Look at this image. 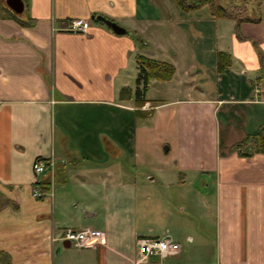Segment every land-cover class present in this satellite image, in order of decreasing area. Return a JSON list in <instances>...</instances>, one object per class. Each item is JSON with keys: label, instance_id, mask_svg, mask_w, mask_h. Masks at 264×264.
<instances>
[{"label": "crops", "instance_id": "crops-1", "mask_svg": "<svg viewBox=\"0 0 264 264\" xmlns=\"http://www.w3.org/2000/svg\"><path fill=\"white\" fill-rule=\"evenodd\" d=\"M22 1L21 15L0 7V193L11 203L0 210V251L11 263L264 264V153L238 147L264 126V15L237 31L203 9L170 16L165 0ZM94 16L127 34L93 22L60 30ZM220 52L232 57L223 74ZM138 54L176 70L152 82L142 107ZM161 84L175 97L149 98ZM157 127L167 138L149 141ZM51 158L56 167L38 178L34 162ZM139 158L151 173L140 175ZM86 228L104 239L60 241ZM164 235L181 252L139 263L138 240Z\"/></svg>", "mask_w": 264, "mask_h": 264}, {"label": "trees", "instance_id": "trees-1", "mask_svg": "<svg viewBox=\"0 0 264 264\" xmlns=\"http://www.w3.org/2000/svg\"><path fill=\"white\" fill-rule=\"evenodd\" d=\"M249 2V0H246ZM263 0H257V8L261 9V2ZM176 5L184 12L199 11L204 8H208L214 19H228L236 22L237 31L243 23L258 24L262 21L261 15L252 17L250 16V10L247 2L240 4V0H174ZM254 11L256 9L254 8ZM255 13V12H254ZM12 16L16 18V15L12 13ZM23 24V23H21ZM24 25V24H23ZM134 35V34H133ZM241 39V35H239ZM136 40L139 42V46L142 45V40L135 35ZM259 60L261 68L257 83L260 85L261 96L264 98V54L259 52ZM232 64V57L224 52L218 53L217 57V71L219 74H223ZM138 75L136 80V101L139 102V107L145 105L147 100L146 94L149 91V87L153 81L170 82L175 76V67L166 62H160L154 59H150L144 55H137ZM129 90H124L122 95L129 93ZM251 144L253 146V154L264 153V126L259 133L252 137L247 138L244 142L239 144V148L245 145ZM247 155V154H244ZM43 191H48V185L41 184ZM40 186V185H39ZM11 205V203L4 199L0 193V210L4 207ZM0 264H12L9 255L0 251Z\"/></svg>", "mask_w": 264, "mask_h": 264}, {"label": "built area", "instance_id": "built-area-1", "mask_svg": "<svg viewBox=\"0 0 264 264\" xmlns=\"http://www.w3.org/2000/svg\"><path fill=\"white\" fill-rule=\"evenodd\" d=\"M92 21L84 20H68L63 21L61 24V31L70 32V33H83L86 31L88 26ZM255 92L260 93V85L257 84L255 87ZM145 110L151 111L153 108L146 105ZM56 167V162L54 158L44 160L37 159L33 164V170L35 175L40 178L47 174V172ZM52 192H41L35 190L33 195L35 198H45L51 195ZM105 237V233L101 230H94L91 228H86L80 231L68 230L60 238L62 242H70L72 245L76 246L79 249L95 246L100 243ZM55 241V239H53ZM190 241V239H188ZM139 248V263L147 262L152 257H164V256H173L181 252V245L175 241L170 235H164L162 237L151 238V239H140L138 240Z\"/></svg>", "mask_w": 264, "mask_h": 264}, {"label": "rangeland", "instance_id": "rangeland-1", "mask_svg": "<svg viewBox=\"0 0 264 264\" xmlns=\"http://www.w3.org/2000/svg\"><path fill=\"white\" fill-rule=\"evenodd\" d=\"M240 2H241L240 4H245L247 2L248 6H249V10H250V13H249L250 16L255 17V16H258V15H261V16L264 15V0L261 2V9L260 10H258V8H257V0H249V2L246 1V0H240ZM164 3H165V6L167 8L166 12H168V15L172 16L173 14H175L174 12H180V9L177 7L176 3H174L173 0H165ZM167 5L169 6V8H168ZM0 7H3L2 0H0ZM254 8L256 9V11H254ZM207 12H209V9L208 8H204L199 13V15L200 16L201 15H205V14L207 15ZM135 85H136V79L134 78V80L132 81V87H134ZM159 86H162V88H165V89H158L157 88V89L153 90L152 93H150L149 98H151V97L152 98L153 97H159L160 99H168L170 97H175L174 94L171 91L166 89V87L168 85L161 84ZM177 97H179V96H177ZM151 108H152V106H151ZM163 113H168V111L166 109H161V113L160 114H163ZM158 134L162 138H167V136L163 135V128L161 127V129H160L159 127H157L155 130L151 131L150 134H148L149 141H150V139H153L155 136L157 137ZM165 148H166V146L164 145V148H163L164 151H165ZM149 149L150 150L148 151V153H145L144 156L145 157H149L150 160L151 159L154 160V155H155L154 151H155V149H154V147L152 145L150 146ZM135 161H136L135 162V166H137L138 172L140 173V175H143V174H146V173H151L150 170H148L147 168L143 167L142 160L140 158L139 159H135ZM146 161H148V159ZM149 165H152V164L150 162H148L147 167Z\"/></svg>", "mask_w": 264, "mask_h": 264}, {"label": "water", "instance_id": "water-1", "mask_svg": "<svg viewBox=\"0 0 264 264\" xmlns=\"http://www.w3.org/2000/svg\"><path fill=\"white\" fill-rule=\"evenodd\" d=\"M6 4L9 7L12 12H14L17 15H21L24 12L25 6L22 0H6ZM91 21L95 24H103L107 26V28L111 29L115 34L117 35H126L127 31L119 26L117 23L104 18L102 16H94ZM169 148H165V152H168ZM68 245L66 246L67 248L71 247L72 244L70 242H66Z\"/></svg>", "mask_w": 264, "mask_h": 264}]
</instances>
